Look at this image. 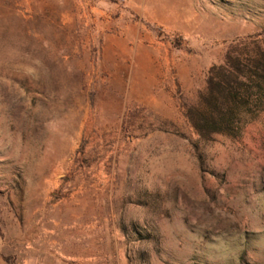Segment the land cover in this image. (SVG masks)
Segmentation results:
<instances>
[{"label":"rangeland","instance_id":"rangeland-1","mask_svg":"<svg viewBox=\"0 0 264 264\" xmlns=\"http://www.w3.org/2000/svg\"><path fill=\"white\" fill-rule=\"evenodd\" d=\"M264 0H0V264H264V115L186 107Z\"/></svg>","mask_w":264,"mask_h":264},{"label":"trees","instance_id":"trees-1","mask_svg":"<svg viewBox=\"0 0 264 264\" xmlns=\"http://www.w3.org/2000/svg\"><path fill=\"white\" fill-rule=\"evenodd\" d=\"M185 115L205 142L219 135L241 139L264 115V42L230 46L223 64L210 69L205 89Z\"/></svg>","mask_w":264,"mask_h":264}]
</instances>
